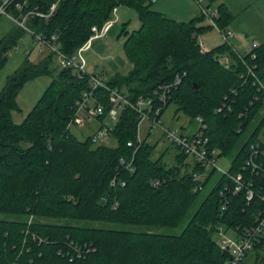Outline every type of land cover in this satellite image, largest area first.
<instances>
[{"label":"trees","instance_id":"obj_1","mask_svg":"<svg viewBox=\"0 0 264 264\" xmlns=\"http://www.w3.org/2000/svg\"><path fill=\"white\" fill-rule=\"evenodd\" d=\"M53 1L12 0L7 10L15 16L33 7L46 11ZM152 1L62 0L51 18L30 17L26 25L48 37L55 34L58 48L72 54L114 7H133L140 25L124 31L123 42L132 67L106 84L131 99L168 86L161 115L174 103V115L193 121L201 116L210 146L230 157L236 172L264 128V42L245 55L230 43L202 51L197 36L213 28L197 24L203 14L178 21L152 9ZM230 16L220 5L216 25L225 28ZM25 32L15 24L0 39V66ZM220 54L227 55L228 67ZM52 58L51 52L37 64L25 60L0 91V264H225L228 255L213 230L222 222L242 221L252 203L226 191L222 210L224 177L213 178L212 171L203 181L193 180L191 171L199 166L178 149L171 164L163 154L152 158L155 146L146 138L137 141L138 114L129 107L109 129L115 145L93 142L91 135L78 139L66 124L81 93L91 87L89 74L78 77ZM42 74L51 81L25 118L14 122L18 91ZM92 93L107 111V90L97 87ZM104 119V114L97 118L101 124ZM195 185L202 188L194 191ZM184 221L176 234L152 230Z\"/></svg>","mask_w":264,"mask_h":264},{"label":"built area","instance_id":"obj_2","mask_svg":"<svg viewBox=\"0 0 264 264\" xmlns=\"http://www.w3.org/2000/svg\"><path fill=\"white\" fill-rule=\"evenodd\" d=\"M12 0H0V14H4L12 21L22 27L26 32L31 34L33 43H39L41 50L43 45H46L53 54L57 55L56 65L61 68H72L76 71L78 77L88 74L85 71V60L81 57L82 52L91 46L93 38L105 37L107 30L115 21V18L110 17L105 20L100 26H91V35L89 38L72 54L62 52L58 47H53L56 35H47L36 32L33 28L26 25V20L30 17H40L48 20L55 13L60 1L54 0L46 11L38 10L36 7L28 8L24 13L15 16L7 10V6ZM16 8L22 9L19 3ZM117 9H112V14L115 15ZM203 16H207L210 24L215 27L222 36L223 43H229V37L232 35L226 29H220L214 21L217 11L211 10L209 7L202 8ZM117 17V16H116ZM257 46L256 42L252 43V47ZM201 47V46H200ZM202 51L205 49L201 47ZM79 57L81 59H79ZM219 61L228 67L229 60L226 54L219 55ZM103 74V73H102ZM90 89L81 93L80 98L75 102L76 110L67 121L66 127L71 130L72 126H78L89 123L91 120H96L103 114L113 120H117L118 111L123 107H129L138 114L137 122V141L141 143L143 139L138 137L139 124L142 121H149L150 126L147 129L145 138L147 139L151 134V129L155 125H161L160 117L162 109L168 101L167 89L164 85L160 89H155L153 95L139 94L134 99H131L126 91L118 89L117 87H110L106 84V80L100 74H89ZM179 79L175 80L174 84ZM97 87H102L107 90V99L110 103V108L104 111V107L95 103L96 98L93 95V90ZM220 111V108L218 109ZM196 126L191 132H183L181 129L164 128L162 130L163 136L169 140L180 152L187 156V161L193 165L199 166V169L192 170L193 180L203 181L209 174L214 171L224 177L223 189L220 190V195L223 196V203L221 209L226 208L227 201L226 191H231L232 195L240 194L246 201V204L252 203V209L249 214H246L242 221L234 224H227L225 222L216 225L213 230V238L218 244L219 248L226 252L228 257L225 264H248L246 259L252 256V264H264V143L258 139L257 142L249 145L248 153L244 158L243 164L236 172L230 170L231 163L227 168H220L216 161L222 156L219 150L211 147L209 138L205 134L207 124L201 116L195 117ZM110 128L101 124L97 130L91 134V140L98 142L105 136L110 135ZM131 145V142L127 143ZM191 159L189 161L188 159ZM120 162L125 163L121 158ZM126 168L132 170L130 163ZM153 184L158 183L157 180L152 181ZM123 185V182L121 183ZM200 185H195L193 190L201 189Z\"/></svg>","mask_w":264,"mask_h":264},{"label":"rangeland","instance_id":"obj_3","mask_svg":"<svg viewBox=\"0 0 264 264\" xmlns=\"http://www.w3.org/2000/svg\"><path fill=\"white\" fill-rule=\"evenodd\" d=\"M220 5L226 6L231 16L225 28L218 27L232 33L229 37V43L233 45L234 49L240 54L245 55L251 50L253 42H256L258 45L264 42V0H153L150 7L178 21H189L193 18H200L203 7H209L211 10L218 11ZM116 9L115 15H111L112 18H115V21L108 28L106 36L93 38L91 46L83 51L81 55L86 62L85 71L88 74H100L105 80H108L111 75L118 73L126 75L131 69L132 65L127 60L123 51V42L126 37L124 31L131 32L140 25L137 11L133 7L120 4L116 6ZM216 16H214V21ZM196 21L199 25L211 23L207 16ZM14 26L15 23L12 19L4 14H0V39L7 35ZM196 40L205 50H210L223 43L221 33L215 27L199 34ZM42 47L43 49L41 50V45L33 43L31 34L25 32L16 40L13 48L6 50L5 55L8 57L0 66V91L6 83L8 76L20 68L25 60L37 64L50 55L51 50L46 45ZM53 47H58L57 42H54ZM53 59H55V62L57 61L56 54H53L52 64L54 63ZM79 59L81 58L79 57ZM50 81L51 75L42 74L27 80L23 84L16 95V101L20 110L12 111L14 122L19 123L25 118L26 114L41 97ZM175 109L176 105L174 103L169 104L164 109L160 117L161 125L153 126L150 136L146 139L147 142L155 146L152 158L163 154V160L168 164L174 162L178 150L163 136V127L191 132L196 126L195 121L191 120L190 117L182 113L174 115ZM115 122L110 117L104 119V124L107 128H112ZM100 125L101 123L97 119H93L89 123L72 126L71 132L78 139H84L86 136L94 133ZM149 126L148 120L142 121L139 124L138 137L140 139L145 138ZM258 139L264 143V128L259 132ZM96 143L115 145L116 139L109 135ZM188 160L191 161L190 158ZM229 162L230 157L228 156H220L216 161L217 165L223 169L228 167ZM217 175H219L218 172L214 174L213 178ZM208 188L209 184L205 188L204 194L208 191ZM184 223L185 221L174 228L153 227L152 230L176 234L180 232ZM246 262L252 264L253 258L251 255L247 257Z\"/></svg>","mask_w":264,"mask_h":264},{"label":"crops","instance_id":"obj_4","mask_svg":"<svg viewBox=\"0 0 264 264\" xmlns=\"http://www.w3.org/2000/svg\"><path fill=\"white\" fill-rule=\"evenodd\" d=\"M117 12V11H116Z\"/></svg>","mask_w":264,"mask_h":264}]
</instances>
